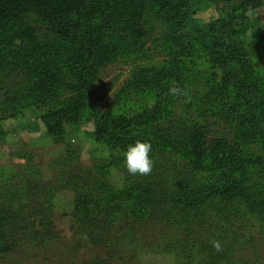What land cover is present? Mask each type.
<instances>
[{
    "label": "rangeland",
    "instance_id": "obj_1",
    "mask_svg": "<svg viewBox=\"0 0 264 264\" xmlns=\"http://www.w3.org/2000/svg\"><path fill=\"white\" fill-rule=\"evenodd\" d=\"M167 2L175 10L185 6V0H87L82 18L73 20L75 25L67 38L58 37L35 16L0 21V80L9 74L4 83L12 86L13 93L42 100L44 110L71 107L77 114L64 142L57 144L46 136L39 109H25L13 119L0 117V206L13 203L25 213L28 225L51 221L59 238L54 243L56 251L50 247L51 254L39 252L28 264H125V254L120 253L123 242L113 230L95 232V238L103 243L94 247L78 248L75 240L77 223L89 217L88 208L101 205L113 194L103 190L101 198L90 196L96 194L94 186L101 185L92 166L107 161L109 153L94 141L89 119L94 111L134 118L158 112L155 94L140 88L135 79L151 69L170 68L169 60L177 53L160 13L161 5ZM205 4L196 18L205 24L223 19L220 27L210 28L211 33L240 46L237 73L251 86L264 90V40L258 37L264 29V7L242 15L239 0H216L215 5L205 0ZM124 24L129 26L122 31L119 26ZM182 49L173 73L180 74L184 90L190 94L185 96L179 88L181 103L173 115L176 117L188 116L190 104L214 96L212 86L222 74L200 46ZM88 70L96 74L91 83ZM212 121L219 124L214 126L218 131L223 129L220 120ZM164 147L159 146L158 152L170 169V157L181 156V152ZM247 149L250 156L264 155V142L253 139ZM181 162L187 167L188 156ZM255 170L259 173L249 180L257 182L256 193L263 191L257 199L264 206V166ZM125 173L124 169L114 170L104 183L120 187ZM128 177L135 180L140 176ZM144 185L150 187V182L144 181ZM45 208L49 214L44 213ZM262 210L260 214L239 212L225 226H218L211 242L219 241L220 249L209 250L215 255L214 264H264V207ZM160 228H150L147 233H142L141 227L134 231L141 239L132 250L140 255L144 252L142 264L198 263L194 258L179 261L177 241L189 231L184 232V227L176 231ZM143 234L154 239L159 235L158 241L150 242ZM12 256L16 261L27 255L16 250Z\"/></svg>",
    "mask_w": 264,
    "mask_h": 264
},
{
    "label": "trees",
    "instance_id": "obj_2",
    "mask_svg": "<svg viewBox=\"0 0 264 264\" xmlns=\"http://www.w3.org/2000/svg\"><path fill=\"white\" fill-rule=\"evenodd\" d=\"M86 1L0 0V21H22L35 16L58 37L67 38L75 25L73 20L82 18ZM215 3L216 0H211V4ZM205 6V0H185L181 10L171 8L169 2L161 5L160 13L166 19L167 35L174 48L178 49L177 53L169 60L172 62L170 68L151 69L135 79L140 88L149 89L155 94L158 112H144L149 116L140 115L136 118L108 116L95 111L90 115L94 141L104 145L109 153L107 161L92 166L98 178L96 181L101 185L94 186L96 194L90 196L101 198L103 190H111L113 194L110 192L111 196L101 205L96 203L88 208L89 217L77 223L75 240L78 248L101 245L103 241L95 238L94 233L104 229L107 232L113 230L123 242L124 248L120 253L125 254V264H142L144 252L140 255L132 250V246L135 243L138 246L141 239L134 231L140 227L142 233L162 226L164 228L160 229L175 231L184 227L183 231L189 233H184L177 241L179 261L194 258L197 264H214L215 255L209 254V250H213L211 241L213 232L219 230L218 226H225L239 212L262 213L264 206L261 201L259 203L257 196L263 191L256 193L257 182L253 183L249 176L259 173L255 169L264 166V155L250 156L247 148L253 139L264 142V90L259 86H251L248 80L237 73L240 46L211 33L210 28L220 27L223 19L205 24L196 18V14ZM263 7L264 0H239L242 15ZM128 26L124 24L119 28L125 31ZM258 37L264 40V29ZM90 42L97 47L94 40ZM192 45L203 48L209 60L220 67L222 74L218 83L215 81L216 84L212 86L214 96L209 95L190 104L188 116L183 114L182 117H176L173 115L181 103L180 94L171 95L169 88L175 85L183 89L185 96H189L188 90H184L186 86L180 74L173 72L178 65L176 57L182 48ZM89 70L88 80L91 83L96 74H90L92 70ZM8 75L0 80V117L13 119L25 109H39L43 112L40 121L46 136L56 144L64 142L68 127L75 122L76 110L71 107L44 110L45 102L42 100L14 94L12 86L4 83ZM213 118L221 121V131H218V127L214 128L219 124L212 121ZM153 122H157L156 126H153ZM137 140H147L152 145L154 167L151 174L133 180L128 177L131 175L125 173L124 183L120 187L107 186L104 180L112 171H126L121 155L126 146ZM162 145L181 152V156L168 159L170 169L158 152ZM186 156L190 164L183 167L181 159ZM171 160L177 161L179 165ZM144 181H149L150 187L144 185ZM43 211L49 214L48 209ZM143 236L149 238L150 242H157L159 238V235L155 239L149 234ZM58 239L51 221L38 224L33 221L28 225L25 213L20 212L13 203L0 206V263H31V259L39 252L51 254L50 247L56 251L54 243ZM16 250L27 256L12 261ZM69 261L70 258H67Z\"/></svg>",
    "mask_w": 264,
    "mask_h": 264
},
{
    "label": "clouds",
    "instance_id": "obj_3",
    "mask_svg": "<svg viewBox=\"0 0 264 264\" xmlns=\"http://www.w3.org/2000/svg\"><path fill=\"white\" fill-rule=\"evenodd\" d=\"M169 93L171 95L181 94V89L175 85L169 88ZM152 151V145L150 141L137 140L132 144L126 146L123 153V167L129 175H139L146 176L151 174L154 161L150 156ZM213 247L216 250L220 249V242L213 241Z\"/></svg>",
    "mask_w": 264,
    "mask_h": 264
}]
</instances>
